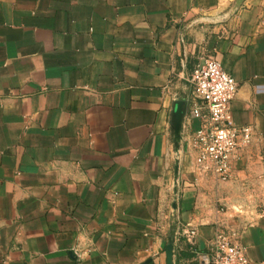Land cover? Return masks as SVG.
I'll return each instance as SVG.
<instances>
[{
  "label": "crops",
  "instance_id": "crops-1",
  "mask_svg": "<svg viewBox=\"0 0 264 264\" xmlns=\"http://www.w3.org/2000/svg\"><path fill=\"white\" fill-rule=\"evenodd\" d=\"M236 1L0 0V264H167L172 235L199 264L220 229L264 264V0ZM210 55L253 130L227 180L190 156Z\"/></svg>",
  "mask_w": 264,
  "mask_h": 264
},
{
  "label": "built area",
  "instance_id": "built-area-1",
  "mask_svg": "<svg viewBox=\"0 0 264 264\" xmlns=\"http://www.w3.org/2000/svg\"><path fill=\"white\" fill-rule=\"evenodd\" d=\"M193 92L191 116L200 126L191 138L193 163L216 178H230L233 164L242 157V149L253 137L250 126H239L232 119L230 104L239 84L212 55L195 66L191 76ZM195 234V231H191ZM199 264H256L246 248L237 243L235 233L220 229L212 247L200 253Z\"/></svg>",
  "mask_w": 264,
  "mask_h": 264
},
{
  "label": "water",
  "instance_id": "water-1",
  "mask_svg": "<svg viewBox=\"0 0 264 264\" xmlns=\"http://www.w3.org/2000/svg\"><path fill=\"white\" fill-rule=\"evenodd\" d=\"M242 0H237L234 9L241 4ZM188 102L184 100L177 101L176 109L174 111V123H175V137L180 139V133L182 129V122L186 113ZM173 248H174V235L171 236L169 242L166 245L167 264H173Z\"/></svg>",
  "mask_w": 264,
  "mask_h": 264
}]
</instances>
